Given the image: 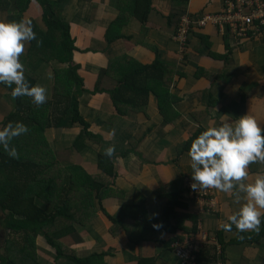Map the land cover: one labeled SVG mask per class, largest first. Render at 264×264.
<instances>
[{"label":"crops","instance_id":"1","mask_svg":"<svg viewBox=\"0 0 264 264\" xmlns=\"http://www.w3.org/2000/svg\"><path fill=\"white\" fill-rule=\"evenodd\" d=\"M225 1L68 0L61 5V19L69 24L76 46L74 62L80 65L79 74L84 81V90L78 97L79 111L102 143L85 141L84 145L75 146L81 128L70 124L48 128L46 137L60 163L79 165L87 173L99 176L100 181L103 177L106 187L102 206L108 214L115 216L122 204L131 202L137 193L146 199L150 217L160 214L169 201L167 196L180 191L183 178L191 175L188 150L180 149L197 131L217 127L225 120L235 121L244 114L264 128V41L253 35L237 38L234 33L221 32L219 26H201L197 22L208 15L218 17ZM149 5L143 25L138 16ZM7 14L0 11V22L7 23ZM182 16L190 21L183 46L175 38ZM22 19L30 21L35 38L38 31L47 30L43 8L37 0L30 1ZM116 23L118 26L107 34ZM29 51L27 41L23 54ZM39 54L44 56L41 51ZM129 59L144 65L160 59L175 73L172 81L164 82L172 100L168 113L171 121L166 122L152 93L145 98L143 110L116 116L109 93L94 92L96 88L111 90L117 85L110 76H99L101 69L120 73ZM57 67L65 64L37 61L25 67L38 74L35 85L45 89L46 101L53 98ZM13 104L0 85V124L13 111ZM109 146L114 149L113 178L101 174L97 165L99 153ZM247 171L248 176L241 183H252L264 175V162L250 163ZM213 190L215 208L204 214L200 213V202L181 192L178 200L185 207L176 209L173 223L182 225L184 230H144L135 237L136 244L125 231L112 235L111 222L97 209L85 227L74 226L77 233L62 242L78 255L84 252L82 257L105 252L106 264H137L140 258H152L155 264H182L172 249V239L185 244L196 236L206 259L216 258L208 264H264V214L258 230L237 232L234 226L224 230L220 224L246 203V194L235 186L228 194ZM235 196H239V203ZM194 219L196 231L192 230ZM202 236H206V242ZM218 247L223 248L221 259L217 257ZM37 253L48 264L50 257L39 249Z\"/></svg>","mask_w":264,"mask_h":264},{"label":"trees","instance_id":"2","mask_svg":"<svg viewBox=\"0 0 264 264\" xmlns=\"http://www.w3.org/2000/svg\"><path fill=\"white\" fill-rule=\"evenodd\" d=\"M30 1L0 0V11L8 12L7 22H18ZM37 1L43 8L47 30L44 33L38 31L37 38L30 41L29 54L22 52L18 57L23 65L28 87L34 86L39 76L25 68L26 66L30 67L37 61L46 64L57 61L65 64V67L54 68L53 98L45 100L39 106L33 104L28 96L13 98L11 87L14 85L10 87L0 83L14 103L13 111L1 122L0 130L10 122L13 125L19 122L27 128L25 133L14 136L9 141V148L14 147L16 150L15 158L10 157L0 147V211L3 214L0 218V240L2 241L4 234H8L0 247V264H45L37 253L36 238L40 236L53 248L56 258L54 264H106L107 253L80 257L75 250L62 242L64 237L77 233L74 226L85 227L95 216L97 209L111 222L112 235L125 231L128 238L136 244L138 243L135 237L144 230L168 233H175L178 229L184 230L182 225L173 223L176 209L185 207L178 200L181 192L184 193L183 186L180 191L167 196L169 201L163 211L155 217L148 215L146 199L138 193L131 202L122 204L118 213L113 216L102 206L106 187L102 183L103 177L100 181L99 176L87 173L81 166L63 165L55 157L46 137V130L52 126H79L81 133L74 142L78 147L80 144L84 145L85 141L99 145L102 139L90 131V125L79 111L78 97L84 90V81L79 74L80 65L74 62L73 53L76 46L70 35V26L61 19L60 13L61 5L68 0ZM149 7L150 5L138 16L143 25L147 22ZM117 21L119 24V19ZM117 26V23L112 25L107 34L112 33ZM40 51L44 56L39 54ZM35 52L37 55L33 56ZM55 52L57 56L53 54ZM103 75L115 79L117 85L111 90L96 88L94 92L109 93L116 116L124 115L129 110H143L145 98L152 93L158 100V109L166 122L171 121L168 113L172 100L164 82L172 81L175 73L160 59L147 65L129 59V63L120 73L101 69L99 76ZM200 132L202 130L197 131L180 150H188L192 140ZM97 165L104 176H115L113 154L107 156L105 152H100ZM118 195L122 197V193ZM193 224L192 230L196 231V219ZM153 225L159 227L154 228ZM175 240L174 237L172 245ZM172 249L175 253L173 247ZM222 256L223 248L218 247L217 257L221 259ZM214 259L216 258L206 259L200 250L196 252V264H208ZM181 263L183 264L182 261ZM137 264L155 262L152 258H140Z\"/></svg>","mask_w":264,"mask_h":264},{"label":"clouds","instance_id":"3","mask_svg":"<svg viewBox=\"0 0 264 264\" xmlns=\"http://www.w3.org/2000/svg\"><path fill=\"white\" fill-rule=\"evenodd\" d=\"M34 38L35 33L27 19L0 22V83L10 87L14 85L11 87L13 98L28 96L33 104L39 106L45 102V89L38 85L28 87L23 65L18 59L24 43ZM26 131L25 125L10 122L0 130V147L15 158L16 150L9 148V141ZM113 151L109 146L105 155L111 156ZM187 155L192 169L190 187L193 190L215 189L228 194L235 186L246 194V203L228 215L227 222L221 223L220 227L231 230L234 226L237 232L258 230L264 214V175L257 176L252 183L241 181L247 178L250 163L264 162V128L247 114L235 121H222L219 126L207 127L200 132L192 140ZM234 199L239 203V196Z\"/></svg>","mask_w":264,"mask_h":264},{"label":"built area","instance_id":"4","mask_svg":"<svg viewBox=\"0 0 264 264\" xmlns=\"http://www.w3.org/2000/svg\"><path fill=\"white\" fill-rule=\"evenodd\" d=\"M197 22L201 26H206L209 23L216 27L219 26L221 32L225 30V32L234 33L238 36L237 38L253 35L264 41V0H226L218 17L208 15ZM189 26V18L182 16L175 37L182 44L181 46L185 45L187 41V27ZM191 183L190 177L183 178L184 195L194 197L197 202L202 204L201 214L214 210V190L200 188L193 190L190 187ZM201 240L206 242V236H202ZM199 242L194 236L190 237L187 243L175 242L172 247L183 264H196V252L200 250Z\"/></svg>","mask_w":264,"mask_h":264},{"label":"rangeland","instance_id":"5","mask_svg":"<svg viewBox=\"0 0 264 264\" xmlns=\"http://www.w3.org/2000/svg\"><path fill=\"white\" fill-rule=\"evenodd\" d=\"M223 10V7L220 9V11L218 12V13H220L221 11ZM224 32H225V30H224ZM53 90V89H52ZM86 121V120H85ZM87 122V121H86ZM88 123V122H87ZM75 126H77V125H75ZM48 139V138H47ZM49 140V139H48ZM49 142V144H50V146L52 145V143L50 142V141H48ZM51 148H52V146H51ZM3 216V214H2V212L0 211V218ZM8 235V234H7ZM7 235L6 234H4L3 235V238H2V241H4L5 239H6V237H7ZM65 238V237H64ZM1 240H0V247H2L3 246V242H2ZM65 245V244H64ZM36 246H37V250L39 249V251L42 253V254H46V255H48L49 257H50V259H52L51 260V262L52 263H50L49 262V260H47L46 262L48 263V264H54V260H56V258H54V250H53V248H51L47 243H46V240L43 238V237H38V238H36ZM65 246H67V245H65ZM79 250V249H78ZM82 250H84V245L82 246ZM48 253H47V252ZM90 250H88V252H89ZM53 254H52V253ZM49 253H51V255L49 254ZM83 254H84V252H81L80 253V257H82L83 256Z\"/></svg>","mask_w":264,"mask_h":264}]
</instances>
